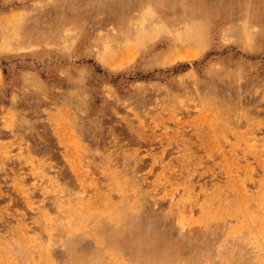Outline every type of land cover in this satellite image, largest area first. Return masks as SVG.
<instances>
[{
	"label": "rangeland",
	"instance_id": "374dc122",
	"mask_svg": "<svg viewBox=\"0 0 264 264\" xmlns=\"http://www.w3.org/2000/svg\"><path fill=\"white\" fill-rule=\"evenodd\" d=\"M0 264H264V0H0Z\"/></svg>",
	"mask_w": 264,
	"mask_h": 264
},
{
	"label": "bare ground",
	"instance_id": "6f19581e",
	"mask_svg": "<svg viewBox=\"0 0 264 264\" xmlns=\"http://www.w3.org/2000/svg\"><path fill=\"white\" fill-rule=\"evenodd\" d=\"M194 31V30H193Z\"/></svg>",
	"mask_w": 264,
	"mask_h": 264
}]
</instances>
